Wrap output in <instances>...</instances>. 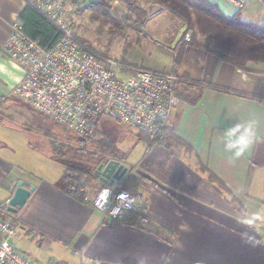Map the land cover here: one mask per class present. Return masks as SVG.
Masks as SVG:
<instances>
[{
    "label": "crops",
    "instance_id": "0c3cea01",
    "mask_svg": "<svg viewBox=\"0 0 264 264\" xmlns=\"http://www.w3.org/2000/svg\"><path fill=\"white\" fill-rule=\"evenodd\" d=\"M127 1L113 0L114 20L125 17ZM26 5L0 0V116L6 114L0 119V206L19 182L35 188L17 214L0 213L18 227L17 249L34 250L36 264H54V245L78 251L84 264H264V63L249 62L242 70L222 61L191 45L184 38L186 25L163 21L161 10L143 27L134 24L125 36H111L115 49L104 48L112 53H103L107 57L225 90L182 85L184 98L169 126L190 150L142 141L133 162L131 151L116 159L128 168L125 177L140 178L138 195L129 193L140 196L148 217L137 225L113 222L59 185L65 165L15 121L26 111L16 102L28 104L13 94L23 74L2 48ZM221 11L229 18L230 8ZM240 122L251 125L255 135L245 154L235 158L219 140ZM101 186L96 178L91 196Z\"/></svg>",
    "mask_w": 264,
    "mask_h": 264
},
{
    "label": "built area",
    "instance_id": "2783aa9c",
    "mask_svg": "<svg viewBox=\"0 0 264 264\" xmlns=\"http://www.w3.org/2000/svg\"><path fill=\"white\" fill-rule=\"evenodd\" d=\"M98 0H24L33 5L60 31L61 39L51 48L25 34L20 22L3 46V52L22 72L15 97L54 119L80 137L93 136L99 119H112L138 133L161 137L169 126L186 80L176 72H158L130 66L100 55L76 36L74 15ZM229 6V18L253 1L264 9V0H220ZM191 36L185 39L190 41ZM117 185V184H116ZM108 186L85 202L109 220L121 222L141 207L140 196ZM88 191V189H87ZM9 201L0 213L9 210ZM34 235H28L32 238ZM18 227L0 217V264H36L14 245ZM54 264H84L81 253L54 245Z\"/></svg>",
    "mask_w": 264,
    "mask_h": 264
},
{
    "label": "trees",
    "instance_id": "16d2710c",
    "mask_svg": "<svg viewBox=\"0 0 264 264\" xmlns=\"http://www.w3.org/2000/svg\"><path fill=\"white\" fill-rule=\"evenodd\" d=\"M143 2L156 4L161 9H167L179 16L187 26L184 37L189 31L193 32L189 43L215 54L222 61L242 70L246 69L249 62L264 63V26L243 20L241 17L242 11L238 12L233 18H228L217 4L209 0H128L126 2L128 12L125 18L130 20L133 14L138 15L143 21H135L134 24L139 27L146 24L145 18L148 14L146 8L141 4ZM83 9L92 10L98 17L107 18L111 16L109 0L93 2L79 11ZM19 21L25 34L38 41L43 47L51 48L61 39L58 28L31 4L26 5L19 16ZM117 23L120 24L118 21ZM87 47L93 52L105 56L95 48ZM184 85L225 91L212 84L205 85L199 82H189L188 80ZM179 96L181 100L184 98L182 90ZM198 100L199 98L193 102ZM62 127L69 131L71 134L70 141L74 145L77 144V149L53 142L51 157L66 167L59 185L74 199L84 201L87 193L90 194L89 189L97 178L95 172L98 166L110 160H116L120 156V150L116 142L109 138L95 139L100 133L98 128H96L93 136L80 137L65 126ZM137 138L149 147L161 145L165 148H172L186 145L179 138L176 130L170 126L164 129L161 137L137 133ZM88 145L95 150H88ZM187 149L190 150V146H187ZM140 182L141 180L138 177L126 176L117 184L116 189L126 190L138 195ZM106 187L108 185L102 184L97 192ZM146 211V206L141 205L136 212L121 222L137 225L141 220L148 217Z\"/></svg>",
    "mask_w": 264,
    "mask_h": 264
},
{
    "label": "rangeland",
    "instance_id": "374dc122",
    "mask_svg": "<svg viewBox=\"0 0 264 264\" xmlns=\"http://www.w3.org/2000/svg\"><path fill=\"white\" fill-rule=\"evenodd\" d=\"M209 1L217 4L221 10L228 12L229 7L226 4L218 2V0ZM109 3L112 4L113 0H109ZM141 4L145 8H148L146 9L148 14L145 18V21H147L149 18L152 19L156 13H159L161 10L163 12L161 15V18L164 19L163 21H168V18H173L174 26H179L182 24L186 25L179 16L167 9H161L158 5L153 3L144 2V4ZM260 13L262 16H259ZM241 17L245 21L255 22L264 26V10L256 1H253L247 5V7L242 11ZM73 21L76 26V36L82 44L87 45L90 48H95L101 54H110L111 52L113 53V50L115 49V45L111 41V36L117 38L120 35L125 36L126 34L130 33L129 27H132L135 21L142 22L143 19L138 15L133 14V17L130 20L124 17L122 21H118L120 23L118 24L117 21L111 16L107 18L98 17L92 10L83 9L74 15ZM185 27L187 29V26ZM196 32L198 33V31ZM188 34L191 36L193 32L189 31ZM104 48L110 50L111 52H107V50ZM16 104L23 107L26 111H21L15 121L27 128L34 142L43 147V152L50 153L53 142H57L60 145H66L67 147L75 150L77 149V144L74 145L70 141L71 134L69 131L63 128L54 119L34 110L30 105L23 102L17 101ZM2 116L4 117L6 114L1 115L0 119H3ZM97 128L100 133L97 135V137H95V139L101 140L103 138H109L115 141L118 149L120 150V155H124L125 153H129L131 151L129 158L130 162H133L140 156L144 143L137 139V131L131 130L128 127L109 118H102ZM87 149L90 151L95 150L90 145L87 146ZM26 248L27 247L25 246L24 249ZM27 253L28 254L26 255L33 259V254H35L34 250H31V252L27 251ZM37 255L43 256V254L40 252H38Z\"/></svg>",
    "mask_w": 264,
    "mask_h": 264
},
{
    "label": "water",
    "instance_id": "95a60500",
    "mask_svg": "<svg viewBox=\"0 0 264 264\" xmlns=\"http://www.w3.org/2000/svg\"><path fill=\"white\" fill-rule=\"evenodd\" d=\"M127 172L128 168L120 164V162L110 160L98 166L95 176L98 178L100 183L108 186H114L123 180ZM25 185L26 184L22 181L18 183L13 197L9 200L8 210L10 213L17 214L35 190L34 187L27 189Z\"/></svg>",
    "mask_w": 264,
    "mask_h": 264
},
{
    "label": "clouds",
    "instance_id": "9594fccd",
    "mask_svg": "<svg viewBox=\"0 0 264 264\" xmlns=\"http://www.w3.org/2000/svg\"><path fill=\"white\" fill-rule=\"evenodd\" d=\"M254 135L255 132L251 125L240 122L226 128L219 142L222 144L224 152L239 158L248 150Z\"/></svg>",
    "mask_w": 264,
    "mask_h": 264
}]
</instances>
